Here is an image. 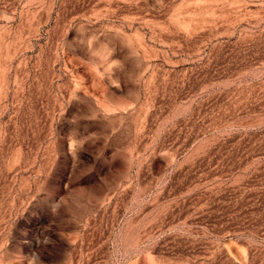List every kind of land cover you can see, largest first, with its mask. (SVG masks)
<instances>
[{
  "label": "rangeland",
  "instance_id": "374dc122",
  "mask_svg": "<svg viewBox=\"0 0 264 264\" xmlns=\"http://www.w3.org/2000/svg\"><path fill=\"white\" fill-rule=\"evenodd\" d=\"M0 264H264V0H0Z\"/></svg>",
  "mask_w": 264,
  "mask_h": 264
}]
</instances>
